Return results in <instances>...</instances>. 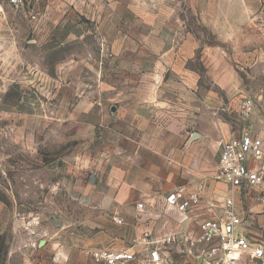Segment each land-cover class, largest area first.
<instances>
[{
	"label": "crops",
	"instance_id": "1",
	"mask_svg": "<svg viewBox=\"0 0 264 264\" xmlns=\"http://www.w3.org/2000/svg\"><path fill=\"white\" fill-rule=\"evenodd\" d=\"M97 2L93 13L97 35L110 51L105 64L114 76L125 79L121 84H109L108 90L125 93L123 120L128 126L123 145L127 154L139 158L136 172H140L138 182L143 189L139 197L126 201L117 197L131 205L132 212L128 215L120 209L113 214L124 219L122 225L128 226L125 238L131 237V246L118 250L132 249L141 258L145 252L139 242L146 231L162 234L177 228L197 232L199 220L223 218L218 202L228 196L235 198L245 237L254 245H264V203L259 192L247 185L234 189L215 179L225 141L245 134L264 138V120L258 118L257 106L247 121H241L247 93L259 83L250 75L259 74V62L264 61L260 1ZM61 4L60 0H43L33 10H18L9 0H2L0 80L10 69L17 71L26 52L48 54L52 45L62 48L70 40L85 37L84 30L73 35L66 28L69 15L61 10ZM34 12L39 15L37 21L30 19ZM133 26H138L135 34ZM121 120L118 122L123 125ZM179 188L200 190L203 197L201 207L184 223L165 202L166 196ZM249 190L255 191V197ZM141 203L152 206L140 212L137 205ZM93 224L97 231L100 227ZM82 240L89 252L98 249L94 248L96 241ZM59 245L61 249L56 251ZM74 247L69 241L53 243L52 248L60 253L54 261L60 256L59 260L67 262ZM190 251L170 249V264H194ZM248 262L246 258L241 264Z\"/></svg>",
	"mask_w": 264,
	"mask_h": 264
},
{
	"label": "rangeland",
	"instance_id": "2",
	"mask_svg": "<svg viewBox=\"0 0 264 264\" xmlns=\"http://www.w3.org/2000/svg\"><path fill=\"white\" fill-rule=\"evenodd\" d=\"M60 1L69 15L66 28L73 35L84 30L85 37L52 45L48 54L26 52L17 71L0 80V264H97V252L131 246L128 226L112 222L117 210L132 215L131 205L117 197L126 201L143 191L139 158L123 145L125 93L108 90L125 79L105 64L110 51L93 15L98 0ZM259 63V74L249 71L259 83L247 93L241 121L254 112L243 116L248 100L264 120V61ZM261 227L264 243V218ZM82 238L96 241L98 249L89 252ZM65 241L75 244L68 261H54L60 253L52 244Z\"/></svg>",
	"mask_w": 264,
	"mask_h": 264
},
{
	"label": "built area",
	"instance_id": "3",
	"mask_svg": "<svg viewBox=\"0 0 264 264\" xmlns=\"http://www.w3.org/2000/svg\"><path fill=\"white\" fill-rule=\"evenodd\" d=\"M42 1L9 0L18 10ZM30 17L37 20L36 14ZM253 109V101H246L243 116L249 117ZM215 179L234 189L243 185L256 189L261 196L260 202L264 203V138L245 134L225 141ZM165 202L167 209L177 211L181 216L180 222L184 223L192 212L201 207L203 197L200 190L179 188L169 193ZM149 206L152 205L141 203L137 209L144 212ZM218 206L224 211L223 218L199 220L197 232H184L177 228L162 234L146 231L139 242L144 246V257L139 258L132 249L102 250L94 255L95 261L97 264H170V249L188 248L194 264H241L246 258L255 264H264V245L252 244L243 234L244 220L237 212L235 198L225 197ZM113 220L118 225L124 224V219L118 214Z\"/></svg>",
	"mask_w": 264,
	"mask_h": 264
}]
</instances>
